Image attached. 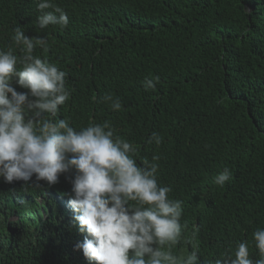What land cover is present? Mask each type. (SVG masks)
I'll return each instance as SVG.
<instances>
[{"label": "trees", "instance_id": "obj_1", "mask_svg": "<svg viewBox=\"0 0 264 264\" xmlns=\"http://www.w3.org/2000/svg\"><path fill=\"white\" fill-rule=\"evenodd\" d=\"M37 2L0 0V50L23 54L11 39L18 25L29 38L46 37L49 50L33 54L65 71L71 92L57 119L77 130L111 121L137 148L139 166L160 156L158 184L183 202L173 254L196 250L208 264L246 241L259 259L252 233L264 229V0H53L68 14L63 29L39 28ZM157 76L146 91L143 81ZM107 93L121 110L100 102ZM153 132L159 146L148 143ZM224 168L233 177L221 187L214 181ZM74 175L39 188L0 178V264H95L74 249L85 235L64 195Z\"/></svg>", "mask_w": 264, "mask_h": 264}, {"label": "clouds", "instance_id": "obj_2", "mask_svg": "<svg viewBox=\"0 0 264 264\" xmlns=\"http://www.w3.org/2000/svg\"><path fill=\"white\" fill-rule=\"evenodd\" d=\"M36 6L40 29L69 25L68 14L53 0H38ZM13 33L11 39L23 54L18 57L11 47L0 50V178L39 188V181L51 186L60 174L75 170L71 191L64 195L72 221L85 235L74 249L95 264H203L196 250L186 257L172 252L182 239L183 202L169 198L172 189L158 184L160 156L143 159L139 166L137 148L116 134L111 121L90 122L77 130L68 119H57L59 106L71 96L67 73L33 54L37 47L49 50L46 37L29 38L19 25ZM13 80L29 91L18 92ZM158 82V76L145 79L143 87L154 91ZM100 102L114 111L122 108L121 99L111 93ZM148 143L159 146L163 138L153 132ZM232 177L224 168L214 182L223 187ZM252 238L259 259H251L248 243L240 241L234 253L208 264H264V229H256Z\"/></svg>", "mask_w": 264, "mask_h": 264}]
</instances>
